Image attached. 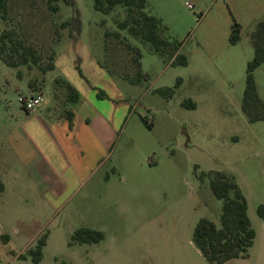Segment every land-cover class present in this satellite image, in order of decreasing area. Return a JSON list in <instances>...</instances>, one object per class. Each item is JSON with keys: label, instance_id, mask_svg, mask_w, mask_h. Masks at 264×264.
<instances>
[{"label": "rangeland", "instance_id": "obj_1", "mask_svg": "<svg viewBox=\"0 0 264 264\" xmlns=\"http://www.w3.org/2000/svg\"><path fill=\"white\" fill-rule=\"evenodd\" d=\"M74 1H58L54 12L48 0H10L2 21L41 58L10 66L0 57V264H212L193 232L201 218L221 226L223 201L202 173L236 177L256 228L264 203V120L250 122L242 109L250 35L264 0H148L165 34L182 43L187 65L171 64L119 29L123 9L105 14L94 0ZM75 7L80 33L63 26ZM235 21L241 38L232 44ZM129 45L141 50L140 68ZM50 61L55 68L45 73ZM256 73L264 82V64ZM179 78L172 97L159 92ZM37 90L41 109L27 116L19 97ZM189 100L196 106L183 105ZM35 115L46 118L54 138ZM80 228L104 237L79 242ZM45 233L40 262L19 257ZM255 250L222 264H260V254L264 264Z\"/></svg>", "mask_w": 264, "mask_h": 264}, {"label": "trees", "instance_id": "obj_2", "mask_svg": "<svg viewBox=\"0 0 264 264\" xmlns=\"http://www.w3.org/2000/svg\"><path fill=\"white\" fill-rule=\"evenodd\" d=\"M58 1L60 0H48L49 7L54 12H58L61 8ZM62 1L75 5L74 0ZM9 2L10 0H0V57L10 66L38 64L41 56L36 49L27 45L13 28L2 27V21L8 18ZM94 7L105 14L123 9L124 18L116 20L119 29L126 30L142 43L150 44L151 49L156 53L167 56L171 64H188L187 56L180 52L182 43L167 36L165 34L167 28L163 25L162 20L147 10L148 0H94ZM75 13L76 15L68 18L63 26L68 25L72 30L80 33L81 20L77 7H75ZM241 29L242 25L239 22L235 21L232 24L230 35L232 44H237L240 41ZM110 34L111 32L108 31L107 35ZM114 34L116 37H120V32L116 31ZM250 36L254 46V56L247 64L242 109L250 122H257L264 120V99L259 95L255 78L256 69L264 64V18L256 23ZM128 47H131L137 54L136 63L140 68V58L142 56L140 48L133 45ZM54 68L53 61L42 67L45 73ZM181 83L182 79L179 78L174 87L161 88L159 92L172 97ZM31 85L33 86L34 82ZM67 89L70 100L74 103L78 102L79 94L75 87L68 83ZM183 105L196 106L191 100L184 101ZM72 115H74V112L70 111L69 118L71 120ZM205 176L209 178L214 195L223 201L220 215L221 226H218L215 221L209 218H201L193 232L192 240L194 244L206 260L212 264H222L231 259L249 257L250 249L254 245L257 236V230L249 216V203L246 195L236 177L230 173L211 170L203 172L201 178L204 180ZM3 189L4 184L0 179V190ZM258 213L264 218L263 205L258 207ZM48 236V233H45L34 248H30L26 253L19 254V257L27 258L28 255H32L35 262H40L43 259V250L47 244ZM103 237V232L92 228H80L73 235V239L82 243L99 242Z\"/></svg>", "mask_w": 264, "mask_h": 264}, {"label": "crops", "instance_id": "obj_3", "mask_svg": "<svg viewBox=\"0 0 264 264\" xmlns=\"http://www.w3.org/2000/svg\"><path fill=\"white\" fill-rule=\"evenodd\" d=\"M264 18V17H263ZM254 30V29H253ZM252 30V31H253ZM180 52H181V48H180ZM263 65V64H262ZM261 65V66H262ZM261 66L260 67H258L257 69H256V71H255V78H256V82H257V85H258V92H259V95L261 96V98H263L264 99V82H261L260 81V79L258 78V75H257V70L259 69V68H261ZM264 78V77H263ZM43 100H44V97H43ZM43 100H42V103H43ZM41 106H42V104L40 105V107L36 110V111H34V112H32V113H38L37 111L38 110H40L41 109ZM25 110V109H24ZM26 111V110H25ZM73 111V110H72ZM74 112V111H73ZM26 113H27V116H30V113L29 112H27L26 111ZM67 115H69V117H70V111L69 112H67ZM77 113L76 112H74V115H72V124H71V126H70V129L71 130H73V121L75 120V118L77 117ZM36 117V119H37V122H39V124H40V126H42V130L44 131V132H48L49 134H50V136H51V138H54L55 137V135L53 134V132H52V128H51V126H50V124H49V122L46 120V118H44V117H42V116H38L37 117V115H35ZM48 116H50V115H48ZM56 115L54 114V115H52V116H50V118L51 119H54V120H58V122L59 123H61V121H63V115H60V116H58V117H55ZM86 123H89L90 122V119L89 118H86L85 120H84ZM72 139H76L75 137H73ZM241 187V186H240ZM246 195V197H247V194H245ZM247 199H248V197H247ZM248 203H249V199H248ZM260 205H263L264 206V203H260ZM249 214H250V204H249ZM250 216V215H249ZM251 218V217H250ZM251 221H252V224L254 223L253 222V219H251ZM259 224H258V228H256L255 226H254V224H253V226L256 228V230H257V236H256V239H255V242H254V245L251 247V249H250V255H249V257H247V258H236V259H249V258H251L252 257V252H253V249H256L257 251H259V252H261V253H263L264 254V218H262V217H260L259 216ZM258 248V249H257ZM255 250V251H256ZM261 255V257H260V264L262 263V254H260ZM236 259H231V260H229V261H227V262H230V261H233V260H236ZM263 261H264V257H263Z\"/></svg>", "mask_w": 264, "mask_h": 264}, {"label": "built area", "instance_id": "obj_4", "mask_svg": "<svg viewBox=\"0 0 264 264\" xmlns=\"http://www.w3.org/2000/svg\"><path fill=\"white\" fill-rule=\"evenodd\" d=\"M187 6L190 8H193L194 4L192 2H188ZM42 100H43V91L42 90H37V91H34L30 95H27V96L25 95V96L19 97V101H20L21 105L23 106V108L27 112L36 111L40 107V105L42 104Z\"/></svg>", "mask_w": 264, "mask_h": 264}]
</instances>
